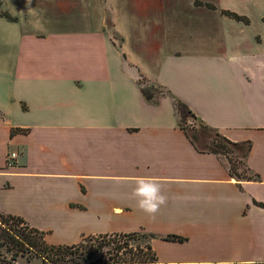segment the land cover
Returning <instances> with one entry per match:
<instances>
[{"label":"crops","instance_id":"crops-1","mask_svg":"<svg viewBox=\"0 0 264 264\" xmlns=\"http://www.w3.org/2000/svg\"><path fill=\"white\" fill-rule=\"evenodd\" d=\"M173 99L250 143L248 178L195 149ZM136 177L162 183L155 220ZM261 204L264 0H0V215L48 244L142 232L158 264H264Z\"/></svg>","mask_w":264,"mask_h":264},{"label":"trees","instance_id":"trees-1","mask_svg":"<svg viewBox=\"0 0 264 264\" xmlns=\"http://www.w3.org/2000/svg\"><path fill=\"white\" fill-rule=\"evenodd\" d=\"M229 17L236 20L247 21L244 16L231 11H222ZM4 16L14 19L10 15L3 13ZM151 89H142L144 98H152ZM174 100V108L178 116L179 126L186 136L200 152H209L218 156L234 153L235 159L231 162V157L227 159L229 174L238 179L248 178L247 174H242L237 165L244 164L243 157L250 149V143L234 142L220 134L217 130L203 123L183 102ZM189 116L198 122L203 131L209 135L207 140L199 144L201 139L197 132H189L181 119ZM201 142V141H200ZM264 207V204H261ZM0 221L4 228L11 235L12 241H18L25 248H30L36 257H39L44 264H158L155 252L147 242L152 234L134 233H102L97 235L83 236L80 241L73 244H48L43 238V232L31 228L21 218L0 215ZM23 223V224H21ZM17 238V239H15ZM162 238L166 240L182 241L183 237L167 234ZM6 264H14L6 261Z\"/></svg>","mask_w":264,"mask_h":264},{"label":"rangeland","instance_id":"rangeland-1","mask_svg":"<svg viewBox=\"0 0 264 264\" xmlns=\"http://www.w3.org/2000/svg\"><path fill=\"white\" fill-rule=\"evenodd\" d=\"M153 94H156L155 90H153ZM181 122L185 125V128L189 132L193 133L195 131L197 134H200V145H202L203 141L207 140L209 137L206 131L204 132L203 129L200 128L198 122L193 118L186 116L183 118V120L181 119ZM222 157L226 160V162V157H231V162H233L235 159L234 153H230L227 156L222 155ZM237 166L242 174L247 173V169L244 164ZM3 226L4 224H2L0 221V264H6V261L13 262L14 264H44L39 257L34 255L30 248H25L26 245L23 246L16 240L12 241L13 239L10 237L11 234L7 232Z\"/></svg>","mask_w":264,"mask_h":264},{"label":"clouds","instance_id":"clouds-1","mask_svg":"<svg viewBox=\"0 0 264 264\" xmlns=\"http://www.w3.org/2000/svg\"><path fill=\"white\" fill-rule=\"evenodd\" d=\"M132 197L136 199V207L146 213L150 220H155L156 213L167 203V196L162 192V183L152 177H136Z\"/></svg>","mask_w":264,"mask_h":264},{"label":"built area","instance_id":"built-area-1","mask_svg":"<svg viewBox=\"0 0 264 264\" xmlns=\"http://www.w3.org/2000/svg\"><path fill=\"white\" fill-rule=\"evenodd\" d=\"M18 153L16 151L9 152L6 156L5 165L7 167H12L17 162ZM23 224V223H21Z\"/></svg>","mask_w":264,"mask_h":264}]
</instances>
